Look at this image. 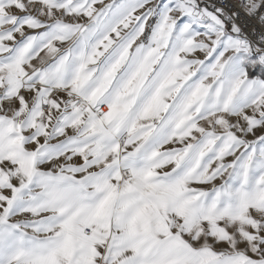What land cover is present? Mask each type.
<instances>
[{"label":"snow or ice","instance_id":"6c2138e0","mask_svg":"<svg viewBox=\"0 0 264 264\" xmlns=\"http://www.w3.org/2000/svg\"><path fill=\"white\" fill-rule=\"evenodd\" d=\"M0 264H264V0H0Z\"/></svg>","mask_w":264,"mask_h":264}]
</instances>
